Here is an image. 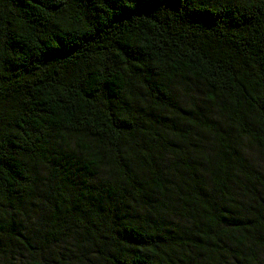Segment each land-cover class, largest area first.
I'll return each instance as SVG.
<instances>
[{"label": "trees", "instance_id": "trees-1", "mask_svg": "<svg viewBox=\"0 0 264 264\" xmlns=\"http://www.w3.org/2000/svg\"><path fill=\"white\" fill-rule=\"evenodd\" d=\"M0 264H264V0H0Z\"/></svg>", "mask_w": 264, "mask_h": 264}]
</instances>
